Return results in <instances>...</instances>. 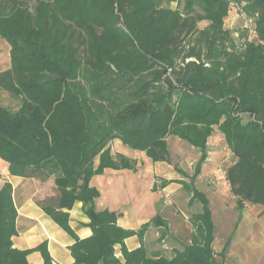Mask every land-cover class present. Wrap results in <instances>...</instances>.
Segmentation results:
<instances>
[{
    "label": "trees",
    "instance_id": "trees-1",
    "mask_svg": "<svg viewBox=\"0 0 264 264\" xmlns=\"http://www.w3.org/2000/svg\"><path fill=\"white\" fill-rule=\"evenodd\" d=\"M232 7L249 22L238 36L225 28ZM0 38L11 59L0 89L19 103L12 110L0 100V158L11 175L54 178L56 195L38 202L74 239V264H226L213 249L210 201L189 185L193 178L184 186L202 210L189 219L190 244L172 257L125 244L134 235L143 241L151 227L168 235L160 213L123 228L117 212L96 209L100 193L90 181L106 168L137 170V160L112 152L114 139L171 163L170 136L200 149L198 176L218 129L234 157L225 179L237 208L264 206V0H186L182 8L163 0H0ZM156 180L154 190L174 181ZM13 192L9 181L0 189V264H30L35 251L53 264L47 241L14 246ZM78 201L92 230L86 238L70 222Z\"/></svg>",
    "mask_w": 264,
    "mask_h": 264
},
{
    "label": "crops",
    "instance_id": "crops-1",
    "mask_svg": "<svg viewBox=\"0 0 264 264\" xmlns=\"http://www.w3.org/2000/svg\"><path fill=\"white\" fill-rule=\"evenodd\" d=\"M0 54V69H8L11 65L10 45L1 38ZM211 137L207 146H210ZM110 145L114 154L121 153L130 159L137 160L138 166L137 170L106 168L103 173L91 178L90 184L97 188L100 193L95 200L96 209L99 211L108 209L117 212L119 214L118 224L126 229L137 230L143 223L160 213L163 218L174 219L171 225L167 220L171 234H177L181 227L185 231L190 228L192 232L189 218L195 213L191 212V207L198 201L190 204V194L184 186L185 182L190 181V179H187L188 176L181 169L177 170L173 161L171 163L165 161L155 162L144 151L134 150L123 144L119 139H114ZM195 156L200 158V152L193 153V157ZM187 160L191 162L189 158ZM207 162L203 165L201 174L198 176L197 187L204 178L203 173ZM156 178L174 181L169 183L163 191H159L161 188L154 190ZM6 181H9L13 186V198L18 211V234L13 237L14 246L25 250L36 247L42 241H47L53 263L74 264L75 258L71 251L74 239L46 214L38 202L56 195L54 178L42 181L37 178L11 175L7 164L0 158V189ZM224 182H226L227 189H230L226 179ZM209 187L213 188L211 185ZM183 190L189 195V211L183 214L180 210L174 209L173 212L167 213L170 206L163 203L165 194H170V196L167 195L172 199L171 203L175 204L172 194L180 193ZM69 213L71 226L75 233L80 238L90 236L92 230L85 226V223L89 222V218L84 213L83 203L76 202ZM155 235H157V228L151 227L145 233L143 241L138 235H134L127 238L125 244L129 250L143 245L148 252H152L150 242L157 239ZM117 251L120 255V246H117ZM28 259L30 264H44L43 257L38 251L31 253Z\"/></svg>",
    "mask_w": 264,
    "mask_h": 264
},
{
    "label": "rangeland",
    "instance_id": "rangeland-1",
    "mask_svg": "<svg viewBox=\"0 0 264 264\" xmlns=\"http://www.w3.org/2000/svg\"><path fill=\"white\" fill-rule=\"evenodd\" d=\"M163 2L171 7L182 8L186 0H163ZM206 24L207 22H201L200 27H204ZM248 24L249 22L242 16L238 8L232 7L229 10L225 28L232 31L235 36H238L239 30ZM0 100L2 104L12 110L19 106L18 101L3 89H0ZM243 118L244 121H247L249 116L244 115ZM168 149L175 166H178L188 176L187 179L193 178L194 181H191L189 185L200 189V192L204 193L210 201L214 223L213 249L217 252L218 258L224 259L226 264H264V206L246 204L243 209L237 208L236 199L224 182L226 169L234 162V157L228 149L222 133L216 129L210 139V146H207L208 156L205 162L208 158L209 160L205 165L204 178L199 182V187H197V182L202 169L196 176L195 166L200 158L193 157V153L199 151L201 156L200 149L177 136H171L168 139ZM188 158L191 162L187 160ZM209 185L213 188L211 189ZM165 188L159 189V191H163ZM168 195L170 196V194ZM172 196L176 205L171 203V198L168 203H164L163 200L164 204L170 206L167 213L176 209L186 214L189 211V195L186 194V191L173 193ZM201 210L202 204L199 201L191 207V212L194 213H199ZM164 219L168 220L170 225L174 220ZM160 235L161 229L157 228V235H155L157 239L150 242L151 251L156 250L172 257L176 250H183L185 245L190 244L192 232L190 228L185 231L181 227L175 235L171 234L170 230L168 235L162 237Z\"/></svg>",
    "mask_w": 264,
    "mask_h": 264
},
{
    "label": "built area",
    "instance_id": "built-area-1",
    "mask_svg": "<svg viewBox=\"0 0 264 264\" xmlns=\"http://www.w3.org/2000/svg\"><path fill=\"white\" fill-rule=\"evenodd\" d=\"M163 200H164V203H168V202L170 201V198H169L168 195H165V196L163 197ZM53 264H57V263H53Z\"/></svg>",
    "mask_w": 264,
    "mask_h": 264
}]
</instances>
